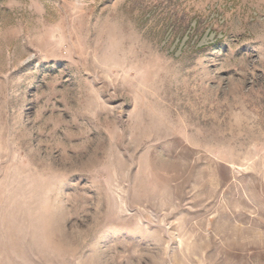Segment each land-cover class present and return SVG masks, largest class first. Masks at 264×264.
<instances>
[{"label": "rangeland", "instance_id": "374dc122", "mask_svg": "<svg viewBox=\"0 0 264 264\" xmlns=\"http://www.w3.org/2000/svg\"><path fill=\"white\" fill-rule=\"evenodd\" d=\"M0 264H264V0H0Z\"/></svg>", "mask_w": 264, "mask_h": 264}]
</instances>
